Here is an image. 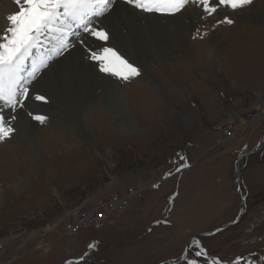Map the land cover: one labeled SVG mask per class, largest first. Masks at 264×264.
<instances>
[{
	"label": "rangeland",
	"instance_id": "374dc122",
	"mask_svg": "<svg viewBox=\"0 0 264 264\" xmlns=\"http://www.w3.org/2000/svg\"><path fill=\"white\" fill-rule=\"evenodd\" d=\"M230 15L232 25L213 27L197 14L180 45L173 37L165 45L172 44L170 54L161 62L147 59L130 82L95 70L120 87L118 109L106 110L95 99L82 109L85 115L79 110L70 120L55 107L56 119L43 113L49 118L43 125L21 114L22 132L0 143V264H64L90 243L95 248L87 261L160 264L175 259L193 237L236 218L234 164L264 133V0ZM252 113L260 122L241 128ZM225 122L237 133L222 142ZM25 131L38 153L24 142ZM181 155L190 167L177 172ZM239 167L243 214L196 238L224 264L264 255V144ZM128 189L136 195L114 215L112 228L84 230L68 242L62 230L74 212Z\"/></svg>",
	"mask_w": 264,
	"mask_h": 264
},
{
	"label": "snow or ice",
	"instance_id": "6c2138e0",
	"mask_svg": "<svg viewBox=\"0 0 264 264\" xmlns=\"http://www.w3.org/2000/svg\"><path fill=\"white\" fill-rule=\"evenodd\" d=\"M11 3L14 10L6 14L5 26L0 29V143L11 141L22 132L21 114L41 125L49 119L30 110L29 105L51 102L38 89L63 61L82 55L101 74L116 77L121 83L141 74L139 66L120 51L123 39L116 25L123 21L125 9L134 10L127 17L131 21L150 16L176 18L193 7L199 10L201 20L216 27L232 25L230 13L251 6L253 0H11ZM221 15L223 18L218 19ZM203 35L206 33L200 38ZM180 159L183 163L176 166L177 172L190 167L186 157L181 155ZM171 175L169 171L166 177ZM94 248L95 244L90 243L81 256L68 259L65 264H87ZM163 264H224V261L210 256L200 240L193 238L175 259L165 258ZM231 264H264V255L249 253L247 257L234 258Z\"/></svg>",
	"mask_w": 264,
	"mask_h": 264
},
{
	"label": "bare ground",
	"instance_id": "6f19581e",
	"mask_svg": "<svg viewBox=\"0 0 264 264\" xmlns=\"http://www.w3.org/2000/svg\"><path fill=\"white\" fill-rule=\"evenodd\" d=\"M14 7L11 0H0V29L5 26L6 14L14 10ZM133 11L134 10L130 8L125 9L124 13H122L124 19L122 22L118 23L116 27L123 39V47L120 51L127 54L130 58L129 61L139 66V68L144 67V63L147 59L161 62L167 57L174 48L172 44H169L167 46L168 48L165 47V45L168 44L173 37L176 38L173 44L178 47L181 43L180 39L183 29L188 24L193 23L198 14L196 12L197 9L189 7L183 15L176 18L150 16L129 21L127 17L132 15ZM160 19L163 20L160 21ZM168 36L172 37L167 38ZM165 38L167 39L164 43L160 42V40ZM96 43L98 44L99 42ZM37 55L38 57L41 56L40 53ZM60 59L63 60V58ZM79 60H81L80 64H78ZM97 69L98 68L93 64L85 60L83 56L81 58L80 55L63 61L53 72L48 74L38 89L51 98V102L48 105L39 106L41 109L38 113L50 114V118L55 120L56 117L52 118L53 114L51 111L55 109V107H58L59 110H57L60 114L69 116L71 117L70 120H73V115L79 110L85 115V111H82V109L87 103L89 104L95 99H97V101L101 99L103 101L102 104L105 103L106 110L109 108L111 110L112 108L118 109L123 96L120 87L116 86V83L112 82L110 79L103 78L96 74L95 70ZM106 86H109L108 90H105ZM105 91L106 95H108L107 102L104 101L105 97L103 98ZM22 117L21 115V120ZM72 126L74 125L70 124L68 127ZM27 129L29 128L27 127ZM23 134L25 136L24 142L34 147V150L38 153V145L34 136L27 131Z\"/></svg>",
	"mask_w": 264,
	"mask_h": 264
},
{
	"label": "built area",
	"instance_id": "2783aa9c",
	"mask_svg": "<svg viewBox=\"0 0 264 264\" xmlns=\"http://www.w3.org/2000/svg\"><path fill=\"white\" fill-rule=\"evenodd\" d=\"M257 117L253 113L246 115L242 120L241 128L252 129L260 122ZM219 131L222 136V142H227L235 136L237 128L230 122H225L220 126ZM135 195L136 192L134 190L128 189L123 196H113L88 209L77 210L73 213L71 220L64 225L63 235L67 237L69 243H73L81 231L103 232L112 228L115 225L114 215L125 211L130 204V199L134 198Z\"/></svg>",
	"mask_w": 264,
	"mask_h": 264
},
{
	"label": "water",
	"instance_id": "95a60500",
	"mask_svg": "<svg viewBox=\"0 0 264 264\" xmlns=\"http://www.w3.org/2000/svg\"><path fill=\"white\" fill-rule=\"evenodd\" d=\"M264 144V133L263 135L261 136V138L259 139V141L257 142V144L250 150H247V151H244L242 152L236 159L235 161V164H234V176H233V187H234V190H235V193H236V196L238 198V204H239V210H238V214L236 216V218L231 222V223H228V224H225L223 226H221L219 229V231L223 230L224 228H226L227 226L229 225H232V224H235L236 222H238L239 218L241 217V215L243 214V211H244V196H243V193L241 192L240 190V187H239V182H240V173H241V168L239 167V164H240V161L242 158H246L247 156L249 155H252L256 152H258L260 150V148L262 147V145ZM218 229L212 231L211 233H204V234H200V235H197L193 238H197V237H200V236H209V235H213L215 233H217ZM193 238L190 240L192 241ZM189 241V242H190ZM189 244V243H188ZM65 264V263H64ZM87 264H97L95 262H92V261H87ZM160 264H163L160 263Z\"/></svg>",
	"mask_w": 264,
	"mask_h": 264
}]
</instances>
